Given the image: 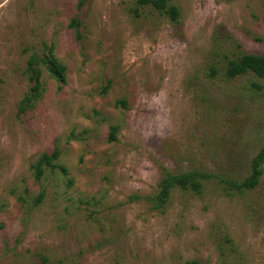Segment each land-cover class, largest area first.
Returning a JSON list of instances; mask_svg holds the SVG:
<instances>
[{
	"label": "rangeland",
	"instance_id": "rangeland-1",
	"mask_svg": "<svg viewBox=\"0 0 264 264\" xmlns=\"http://www.w3.org/2000/svg\"><path fill=\"white\" fill-rule=\"evenodd\" d=\"M168 4L175 19L136 0H0V264H264V160L256 187L232 184L264 146V77L224 75L264 56V0ZM33 57L41 94L18 112ZM183 173L199 190L159 201Z\"/></svg>",
	"mask_w": 264,
	"mask_h": 264
},
{
	"label": "trees",
	"instance_id": "trees-1",
	"mask_svg": "<svg viewBox=\"0 0 264 264\" xmlns=\"http://www.w3.org/2000/svg\"><path fill=\"white\" fill-rule=\"evenodd\" d=\"M136 2L138 5H149L156 11L165 13L173 19L178 16L177 8L174 5H169L168 0H136ZM42 62L50 76L60 83L65 81V67L59 63L50 50L45 58L42 59ZM36 64L37 60L35 57L28 60L26 72H28V78L32 81V85L28 92L21 98L18 112H23L41 94L40 74ZM246 72H252L259 77H264V56L255 53H242L235 59H229L224 68V75L228 78H233ZM254 86L259 85L254 84ZM58 155L59 152L56 148L50 153L44 152L40 154L32 164L34 178L37 180L40 179L45 168L53 170L58 167L55 162ZM263 160L264 146L255 155L249 176L239 183H232L234 185L233 187L236 189H252L256 187L262 174ZM60 168L63 172L65 171L64 167ZM159 184V201H165L169 196L170 189L175 185L181 188H190L195 191H198L200 186V183L194 179L191 173L167 175L162 178Z\"/></svg>",
	"mask_w": 264,
	"mask_h": 264
}]
</instances>
